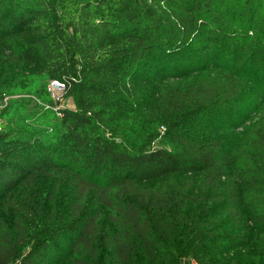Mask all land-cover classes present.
<instances>
[{
	"label": "trees",
	"instance_id": "obj_1",
	"mask_svg": "<svg viewBox=\"0 0 264 264\" xmlns=\"http://www.w3.org/2000/svg\"><path fill=\"white\" fill-rule=\"evenodd\" d=\"M217 54L231 71L153 105L135 80ZM247 63L264 67V0H0V264H239L225 244L264 264V108L231 144L194 131L239 109Z\"/></svg>",
	"mask_w": 264,
	"mask_h": 264
},
{
	"label": "rangeland",
	"instance_id": "obj_2",
	"mask_svg": "<svg viewBox=\"0 0 264 264\" xmlns=\"http://www.w3.org/2000/svg\"><path fill=\"white\" fill-rule=\"evenodd\" d=\"M184 61V62H183ZM233 68L232 61L227 60L223 55L217 54L211 58L188 56L187 59H175V57L160 58L145 66L142 72L137 74L135 80L144 83L151 90L149 104L153 105L158 98V92L163 87L182 88L189 83L199 72L218 71L229 72ZM33 68L21 70L11 68L8 70L7 83L13 77L29 74ZM245 85L244 97L235 112H227L216 118L202 120L194 128L197 136L208 139L213 136L224 138L227 142H232L238 130L247 126L249 122L257 117L264 108V67L256 68L251 63L244 65L240 71L236 72ZM53 106L55 110L73 109L71 100L63 97V89L52 84L50 87ZM17 99L28 98L27 95L16 96ZM9 101L8 97L0 98L2 106ZM38 100L32 99L29 109L33 110ZM251 246H230L223 245L222 258L225 260L235 258L239 264H247L244 256L247 252H252Z\"/></svg>",
	"mask_w": 264,
	"mask_h": 264
},
{
	"label": "built area",
	"instance_id": "obj_3",
	"mask_svg": "<svg viewBox=\"0 0 264 264\" xmlns=\"http://www.w3.org/2000/svg\"><path fill=\"white\" fill-rule=\"evenodd\" d=\"M54 85H57V86H60L59 84H57V83H53ZM60 87H62V89H63V86H60ZM7 104H8V102H7V100H5V103L1 106L0 105V131L3 129V127H4V121H3V119H2V117H1V112L7 107Z\"/></svg>",
	"mask_w": 264,
	"mask_h": 264
},
{
	"label": "crops",
	"instance_id": "obj_4",
	"mask_svg": "<svg viewBox=\"0 0 264 264\" xmlns=\"http://www.w3.org/2000/svg\"><path fill=\"white\" fill-rule=\"evenodd\" d=\"M182 264H195V263H190L188 261H184V262H182Z\"/></svg>",
	"mask_w": 264,
	"mask_h": 264
}]
</instances>
